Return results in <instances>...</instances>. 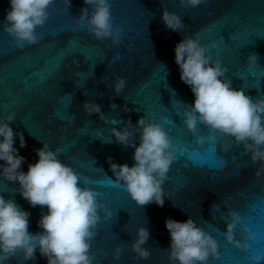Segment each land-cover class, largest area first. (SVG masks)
Listing matches in <instances>:
<instances>
[{
    "label": "water",
    "instance_id": "1",
    "mask_svg": "<svg viewBox=\"0 0 264 264\" xmlns=\"http://www.w3.org/2000/svg\"><path fill=\"white\" fill-rule=\"evenodd\" d=\"M83 7L92 10L83 0H71L68 8L64 0H56L49 9L50 19L37 30L43 36L41 42L21 51L2 31L10 4L0 0V117L16 113L10 127L23 133L26 141L21 148L19 137H15L13 145L25 158L20 170L27 172L28 165L38 160L35 149L45 142L82 181L89 178L88 187L113 213L108 220L100 213L98 235L90 249L93 264H169L166 250L170 235L165 220L183 222L189 217L219 243L220 259H210L208 264H250L251 252H242L224 239L225 225L219 212L226 208L239 211L244 219L237 238L247 226L256 234V240L249 241L251 251H264V182L256 180L257 166L242 155V146H234L226 154L219 145L200 147L194 143L183 124L184 104L191 105L194 96L180 79L174 47L185 36L198 37L205 45L217 41L219 48L213 58L218 51L229 69L232 87L253 98L264 96V0H209L206 5L187 9L179 6V0H112L114 25L124 29L117 48L106 47L110 41L100 43L76 30L74 18ZM164 8L181 16L182 32L164 26ZM251 53L258 55L259 66H248ZM117 76L127 82L119 96L111 87ZM77 85L85 86L90 94L83 95ZM86 100L99 104L108 119L86 114L82 108ZM112 104L117 107L113 109ZM124 106L130 111H123ZM140 117L163 125L179 149L163 185L167 193L163 207L155 203L140 207L123 184L112 183L115 176L109 157L117 164H134L133 147L117 144L114 138L107 143L110 129L124 126L113 121L130 119L136 126ZM139 135L137 132L134 137L137 146ZM19 187L18 182L0 177V195L31 214L29 232H42L38 221L47 208L30 206ZM139 227L150 233L143 245L151 252L147 260L134 258L131 251ZM117 245L123 247L120 260L113 259ZM7 264H47V260L37 251L34 261L17 257Z\"/></svg>",
    "mask_w": 264,
    "mask_h": 264
},
{
    "label": "clouds",
    "instance_id": "2",
    "mask_svg": "<svg viewBox=\"0 0 264 264\" xmlns=\"http://www.w3.org/2000/svg\"><path fill=\"white\" fill-rule=\"evenodd\" d=\"M56 0H9L10 8L6 12L2 31L11 39L14 48L24 50L38 45L43 36L38 33L51 16L50 8ZM66 7L71 0H64ZM78 18H74L76 30L84 31L95 41H110L106 47L117 48L123 41L124 29L114 25L111 12L112 0H83ZM209 0H179L182 8H196L206 5ZM161 21L167 29L182 32L184 23L181 16L163 9ZM217 41L202 44L198 37L185 36L174 47V60L180 72L181 81L186 84L194 102L184 104L183 124L191 133L197 146L205 144L219 145L220 151L229 153L234 146L243 147V156H247L252 165H256L254 176L258 182L264 177V96L253 98L243 89H234L231 79L227 78L229 69L215 52ZM248 66H259L258 55L248 56ZM126 80L115 77L112 90L119 96L126 88ZM83 95L88 89L83 86ZM115 109L117 105L112 104ZM82 108L88 115L99 114L101 120H107L101 106L86 100ZM123 111L128 112L127 106ZM139 111V109H132ZM16 119L15 112L0 117V177L19 183V193L32 207H46L47 213L41 215L38 227L42 232H29L30 213L23 210L12 199L0 195V264H7L12 258L23 261L35 260L36 253L46 258L47 264H93L95 257L90 255L92 241L98 235L97 226L103 219H111L113 213L97 198L96 192L88 187L89 178L83 181L81 176L69 165L59 159L58 151L43 147L35 149L38 160L28 165L27 172L21 171L25 158L18 154L13 146L15 137H19L20 147L26 146L23 133L14 132L10 123ZM124 126L118 130L110 129L111 143L133 147L134 164H117L108 158L110 170L115 176L112 183L126 188L128 195L136 205L143 207L155 203L164 205L167 193L163 185L168 173L176 161L179 151L160 123L140 117L136 126L131 120L113 121ZM206 129V133L202 128ZM139 132V144L135 143V134ZM234 163V161H233ZM175 206V205H174ZM219 208L218 205H215ZM224 222V239L240 249L251 252L250 264H264V251H251L249 241L256 240V234L247 226L242 229L241 238H237V228L243 224V216L235 209L219 212ZM207 223V222H206ZM165 227L170 235L167 251L169 264H208L209 260H219L220 251L217 239L203 226L189 217L181 222L166 218ZM219 231V229H216ZM149 230L139 227L136 238L131 243L134 258L147 260L151 252L143 247L149 239ZM123 247L117 245L113 259L120 260Z\"/></svg>",
    "mask_w": 264,
    "mask_h": 264
}]
</instances>
